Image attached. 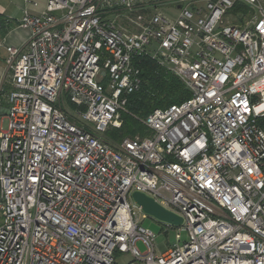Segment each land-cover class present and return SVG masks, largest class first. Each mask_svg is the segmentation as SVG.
Listing matches in <instances>:
<instances>
[{
    "label": "built area",
    "instance_id": "1",
    "mask_svg": "<svg viewBox=\"0 0 264 264\" xmlns=\"http://www.w3.org/2000/svg\"><path fill=\"white\" fill-rule=\"evenodd\" d=\"M20 25L26 42L6 46L0 264H264V0H46ZM137 55L191 96L111 143ZM136 190L182 216L188 239L158 254Z\"/></svg>",
    "mask_w": 264,
    "mask_h": 264
},
{
    "label": "trees",
    "instance_id": "2",
    "mask_svg": "<svg viewBox=\"0 0 264 264\" xmlns=\"http://www.w3.org/2000/svg\"><path fill=\"white\" fill-rule=\"evenodd\" d=\"M10 25L0 18V35H4ZM133 64L140 77L138 89L127 95L126 110L122 112L120 127H110L106 140L115 143L127 136H145L150 132L140 118L156 108H167L179 104L191 96L190 90L169 68L162 66L148 55H137Z\"/></svg>",
    "mask_w": 264,
    "mask_h": 264
},
{
    "label": "crops",
    "instance_id": "3",
    "mask_svg": "<svg viewBox=\"0 0 264 264\" xmlns=\"http://www.w3.org/2000/svg\"><path fill=\"white\" fill-rule=\"evenodd\" d=\"M36 2V4H34ZM46 7V0H0V18H3L10 25L4 35H0V113L6 115L8 104L6 94L11 87L10 72L7 69L6 46H23L26 42L29 29L20 25V18L24 10L28 9L32 13H40Z\"/></svg>",
    "mask_w": 264,
    "mask_h": 264
},
{
    "label": "rangeland",
    "instance_id": "4",
    "mask_svg": "<svg viewBox=\"0 0 264 264\" xmlns=\"http://www.w3.org/2000/svg\"><path fill=\"white\" fill-rule=\"evenodd\" d=\"M0 117H1V121H0L1 128L3 130H6L8 127L9 120L8 118H6L3 111L0 113ZM111 127H117V126H111ZM143 214L145 213L141 209H139L138 210L139 222L142 224V226L152 230L156 234V244H157L158 254L162 253L163 248L161 244H165L167 247H172L176 244L183 243L184 241L188 239L187 232L185 230H182L181 231V235H182L181 241H178V238H177L178 226L169 225L147 214H145L146 217L144 218ZM0 221H1V216H0ZM137 245L141 251L145 250V246L141 241H139ZM125 258L126 256H121L120 258H118V260L121 262Z\"/></svg>",
    "mask_w": 264,
    "mask_h": 264
},
{
    "label": "water",
    "instance_id": "5",
    "mask_svg": "<svg viewBox=\"0 0 264 264\" xmlns=\"http://www.w3.org/2000/svg\"><path fill=\"white\" fill-rule=\"evenodd\" d=\"M132 198L141 207L142 211L156 219L170 225L179 226L183 223V217L157 202L145 192L134 191Z\"/></svg>",
    "mask_w": 264,
    "mask_h": 264
}]
</instances>
